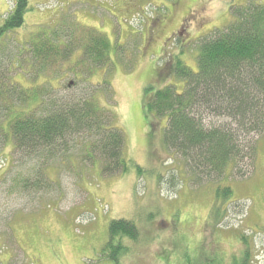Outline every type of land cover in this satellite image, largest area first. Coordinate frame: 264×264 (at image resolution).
Here are the masks:
<instances>
[{"label":"rangeland","instance_id":"obj_1","mask_svg":"<svg viewBox=\"0 0 264 264\" xmlns=\"http://www.w3.org/2000/svg\"><path fill=\"white\" fill-rule=\"evenodd\" d=\"M254 2L264 4L29 0L25 23L13 34L20 43L59 23L94 28L109 38L111 61L95 68L90 81L109 80L113 101L101 91L98 102L113 111V124L125 135L124 156L141 171L131 166L124 174L105 176L99 163L85 161L83 148L76 147L53 160L24 156L0 118V263L264 264V132L248 137L234 170L207 177L182 154L165 147L167 118L148 120L143 107L152 89L172 83L182 90L185 80L169 72L162 78L164 71L178 58L195 71L199 42L233 22L237 7ZM12 7L13 0H0V24ZM58 70L53 65L47 74L57 75ZM65 76L67 82L75 80L72 74ZM16 78L24 86L47 82L43 77L33 83L21 71ZM225 121L212 117L207 124ZM41 171L52 187L24 188ZM220 183L232 189L228 200L215 194ZM114 219L133 223L137 235L136 240L125 233L115 237L114 244L124 247L117 263L105 248Z\"/></svg>","mask_w":264,"mask_h":264},{"label":"trees","instance_id":"obj_2","mask_svg":"<svg viewBox=\"0 0 264 264\" xmlns=\"http://www.w3.org/2000/svg\"><path fill=\"white\" fill-rule=\"evenodd\" d=\"M28 9L29 0H13L0 24V118L7 122L17 150L30 158L44 155L53 160L74 147L83 148V159L98 162L105 176L124 174L131 166L141 171L124 156L125 135L113 124V111L98 102L101 91L112 100L109 80L90 81L95 68L111 61L109 38L94 28L59 23L20 43L13 34L24 25ZM53 65L60 67L59 73L49 76ZM26 66L29 72H24ZM20 71L33 83L43 77L47 82L24 86L16 78ZM166 72L184 79V88L170 83L152 89L143 99L146 119L167 118L165 147L182 154L207 177L234 170L248 137L264 132V4L237 7L233 22L203 38L195 71L178 58L162 78ZM67 74L75 80L67 82ZM83 83L88 85L82 91ZM212 117L227 121L208 125ZM37 178L26 181L24 188L52 187L51 181H43V171ZM232 193L229 185L217 184L218 198L228 200ZM121 233L137 239L130 221L109 223L104 251L112 253L116 263L118 251L124 250L120 243L114 244ZM243 240L248 246L246 237ZM245 255L247 262L248 248Z\"/></svg>","mask_w":264,"mask_h":264}]
</instances>
